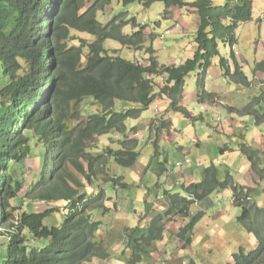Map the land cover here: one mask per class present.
<instances>
[{
    "label": "trees",
    "instance_id": "obj_1",
    "mask_svg": "<svg viewBox=\"0 0 264 264\" xmlns=\"http://www.w3.org/2000/svg\"><path fill=\"white\" fill-rule=\"evenodd\" d=\"M112 1L0 0V226L11 210H21L7 235L6 248L0 249V264L108 260V247L99 239L101 223L93 220L92 212L109 209L103 189L96 194L88 191L102 176L114 190L128 187L123 178L108 173L109 161L129 168L141 156L138 141L127 138L126 122L138 119L158 97L169 101L168 111L197 121L180 105L185 79L195 76L198 103L215 105L218 96L205 90V82L219 43L233 49L237 29L252 20L251 0H223L221 6L213 5L212 0H144L148 7L163 3L167 14L172 7L191 8L198 17L192 59L178 66H160L149 47L144 66L140 60L127 61L114 49L104 48L108 40L134 50L144 44L143 30H136L143 27L139 28L134 18L128 20L121 14L105 25L97 20V13ZM117 1L129 6L143 0ZM129 24L135 31L125 35L123 29ZM81 34L92 39H83ZM230 60L233 73L227 60H219L224 77L248 85L233 51ZM254 72L264 73V61L256 63ZM151 76L163 78L164 86L156 87ZM86 98L98 103L101 111L82 122L79 107ZM116 101L133 108L115 112ZM235 111L253 118L256 126L263 125L264 92ZM168 125L161 120L157 133ZM111 133L123 138L119 149L105 148L97 156L87 152L88 142ZM251 167L259 182L263 181L262 171L256 173L255 165ZM255 184V188L240 185L228 173L221 182L211 164L203 170L200 182L182 186L184 194L165 191L167 211L142 233L135 228L127 236L131 246L128 264L141 263L151 246L162 241L166 223L175 217L187 218L192 205L227 189L232 205L240 211L238 223L255 238L248 253L241 248L232 256L233 264H264V208L252 199L259 190V183ZM25 200L29 202L26 205ZM17 201L20 207L14 206ZM30 203L50 208L33 212ZM203 215L196 214L180 229L178 236L186 244L191 245V237L184 234L191 233Z\"/></svg>",
    "mask_w": 264,
    "mask_h": 264
},
{
    "label": "rangeland",
    "instance_id": "obj_2",
    "mask_svg": "<svg viewBox=\"0 0 264 264\" xmlns=\"http://www.w3.org/2000/svg\"><path fill=\"white\" fill-rule=\"evenodd\" d=\"M94 1L96 0H88L89 3ZM184 1L193 2L194 0ZM251 1L252 20L240 25L237 29V45L231 49L229 46L219 43L218 56L213 60L212 66L206 74L208 88L205 87V90L208 89L211 91L212 89L216 90L217 88L221 94L222 104L232 108L233 112H230V110L227 109L228 107L226 108L220 105L218 110L221 114H218V111L215 108H210L209 106L211 105H206L205 110L201 111L199 109L200 103H198L196 98L197 87L194 75H190L185 79L183 99L180 102V105L184 106V108L194 117H197V121L191 122L185 120L181 114H175L176 112L169 110L172 113L170 119L174 124V128L180 132L185 130L181 133L182 139L177 138L176 142L179 143L187 153L190 158L187 159L192 161L193 173L196 176L195 182L202 180L201 173L203 171L201 169L205 170L206 168H209L213 157H215L216 160L218 159V161L223 162L222 164H214L220 172L219 180L221 182L225 180L226 173L234 179L243 178V175L247 172H243L242 170L245 166L244 160L246 162L248 161V170L253 172L251 162H254L256 163L255 167L262 171L260 173L264 176V124L256 126L253 118L242 119L245 117L239 116L235 111L242 110L253 98L258 97L264 92V80L261 82L260 79L256 78V72H254L256 63L264 61V0ZM223 3V0H212V4L215 6H221ZM121 14H125V19L128 20L134 18L136 20V25H138L139 28L143 27L142 29L136 30H143L145 35L144 44L138 50H134L122 48L119 43L108 40L104 43L105 49H114L121 58L127 61L136 62L140 60V63L144 66L147 65V52L149 47H152L155 51L153 56L156 57L160 66H178L181 62L192 59L194 52L196 51L195 37L198 28V17L194 9L188 8L180 10L176 7H172L167 14L163 3H154L148 7L143 0L129 6H122L117 0H113L112 4L107 6L102 13H97V20L105 25L112 18ZM134 31L135 28L132 24H129L123 29L125 35H131ZM79 36L83 39H92L84 34ZM231 51L234 52L238 65L249 79V83L246 86L240 83L238 79L225 78L223 70L219 66L220 59L227 60L231 73L234 72L230 60ZM0 76L2 77L1 70ZM262 76L263 75H259L258 77L261 78ZM151 78L159 89L164 86L163 78L152 76ZM2 86L3 83H1L0 88ZM217 99L218 104H220L219 97H217ZM168 105L169 101L166 98L158 97L153 104L150 105L147 111L141 114V117L138 119H129L126 122V126H129V129H127V138L136 139L138 141L137 152H140L141 160H137L138 165L135 166L136 168L133 166L123 168L116 165L114 162L109 161L108 163L107 161L109 168H111L108 170L109 175L123 178L124 183L128 185L125 189L117 188L114 190L110 188V185L104 183V176L99 177L94 181V185L91 187L92 190H89L88 192L91 193L93 191L94 194H96L103 189L104 200H106L105 205L107 208L110 207L113 209L115 203H119L121 209L125 211L128 207V211L130 210V207L136 208L138 204L136 197L140 195V191L144 190L145 187H151V185L146 182H149L150 180L155 181L157 179L155 174H153L154 170H148L147 175H143L144 173L142 172V169H140L142 165L144 167V164L152 162L150 168L154 166L156 169V166H159L158 162L163 163L162 160L159 161L158 159L164 154L168 159L169 166H174L176 162L182 160L177 152L176 154L179 157V161H177L176 154L172 155V153L175 152L174 147L176 144L167 141L165 139L166 137L164 138L163 136L165 133L162 134L159 131L157 133L158 128L161 127V117H167L168 115L165 113L168 110ZM131 108H133L132 105H126L119 101H116L114 105V111L118 113ZM79 110H81L80 121L83 122L90 116L99 113L101 107L98 103H94L91 99L86 98L80 104ZM200 116L202 119L199 118ZM230 117L235 120L234 127L229 126V124H231ZM217 118H220V123L216 122ZM166 120L169 121L168 119ZM180 122H184V124L181 125ZM76 124V122L72 123V125ZM226 126L229 127L226 128ZM222 132H224L226 136H223ZM191 135L197 136L200 141L199 148L190 141ZM122 140L123 138L116 133H111L103 137H95L91 142H88L87 152L92 156H97L105 148L117 150L120 148ZM140 141L141 143L139 144ZM254 142L255 147L252 145ZM221 151L223 152V155H220ZM150 160L151 162H149ZM259 163L261 167H259ZM199 164L203 166V168H200L201 166ZM258 170L256 173H259ZM135 172H137L138 175H136ZM143 176H145V179L140 185ZM252 177V174L247 175V177L242 179L241 184L243 186L245 184H252ZM256 178L258 180L257 176ZM253 186H255V183ZM177 187L181 188V184H178ZM258 189L257 193L253 195V200L258 207L264 208V201L262 202L260 198L262 191H264V180L258 184ZM174 190L177 189H172V191ZM23 197V194L19 195V199H23ZM24 203L26 205L29 202L25 200ZM30 205L33 212H43L50 208L37 203H30ZM14 206L20 207V203L17 201ZM200 211L204 212L207 216L204 222L212 220L217 211L223 213L230 222L226 223L224 235L213 232H211L213 234L205 235V230L202 229L203 223H201L200 226L197 227V242H194V244L189 246L192 247L190 252L179 256L180 258L183 257L187 264H191L192 262L195 264H233L232 255L237 253L240 247L243 248L246 253L254 247V238L252 239V235L246 234L237 221L240 211L232 205L231 194L228 190L211 195L206 201L198 206V211H196L195 214ZM19 212H21L19 208L11 210V216L5 219L3 225L0 226V249L2 250L6 248L8 243L7 235L8 233H11L14 225L17 223L16 220ZM98 213V209L92 213V217L95 221L100 220ZM101 213H103L102 210ZM109 220L110 224L114 226L115 222L112 217L106 218L105 221L103 219L102 222H108ZM166 222L167 220L165 223ZM218 225H220V222H218ZM131 231L132 230L128 231V233L123 236V241H127V236ZM178 233L177 236L168 231L164 233L162 245H164L166 251L175 254L178 253V250L180 249L176 244L178 242L182 243V239L177 238ZM174 236L177 238L175 241H173ZM108 238L109 237L103 235L99 236V239H101L106 246ZM170 252H168V254H170ZM114 256L115 257L113 258L116 260V263L122 262V264H128L131 254L129 256L119 253ZM96 264L99 263L97 262Z\"/></svg>",
    "mask_w": 264,
    "mask_h": 264
},
{
    "label": "crops",
    "instance_id": "obj_3",
    "mask_svg": "<svg viewBox=\"0 0 264 264\" xmlns=\"http://www.w3.org/2000/svg\"><path fill=\"white\" fill-rule=\"evenodd\" d=\"M183 63L184 62H181L180 64H183ZM180 64H178V65H180ZM259 75H263V76L261 78H259L258 77ZM245 77L247 78V82H248L249 81L248 77L246 75H245ZM256 78L260 79L262 82L264 80V73L256 72ZM205 87L208 88L207 82H205ZM206 90L209 93L217 94V96L219 97V103L220 104H218V99H217V103L215 105H211L209 107L215 108L218 111V114H221V112L218 110L219 109L218 107L223 106V107L227 108L228 106H225L224 104H222L220 92L218 91L217 88H216V90L212 89L211 91H209L208 89H206ZM196 98H197V96H196ZM206 105H208V104H199V106H200L199 109L201 111L205 110ZM168 106H167V109H168ZM227 109H229L230 112H233L232 108L228 107ZM165 113L168 114L167 117L163 116V117H161L160 120L168 122L169 125L166 127L165 130H162L161 133L162 134L165 133V135L163 134V136H164V138L166 137L165 139L167 141H169L170 143L173 142L174 144H176V146L174 147L175 152H173L172 155L176 154V152H177L181 156L182 160L180 162H176V164L174 166H169L168 165V163H169L168 159L164 154L161 158L158 159L159 161L162 160L163 163L158 162L159 166H156V169L154 168V166L152 168H150L151 163H152L151 160L149 161L151 163L144 164L145 165L144 167L142 165V167L140 169H142V172L144 173L143 175L146 176L148 173V170H154L153 174H155V177L157 179L155 181L150 180L149 182H146L147 184H150L151 187H147V188L145 187L144 190L140 191V195L136 197V200L138 202L136 208L130 207V210L128 211V209H129V207H128L127 210L125 211V210L121 209V206H119L120 205L119 203H115V206L113 209L110 207L108 208L109 209L108 212L101 213V211H99L98 217L100 219L99 221L102 223V226L100 228V236L103 235V236L109 237L107 239V241H108L107 246H108L111 254H110V258L106 261L93 260L90 262V264H96L97 262L99 264H122V262L116 263V260L113 257H115L114 255L119 254V253H121L123 255H129V256L131 254V250H130L131 246L129 245L128 241H123L124 240L123 236L126 235V233H128V231L135 229V228L140 229V231L142 233L143 231H145L148 228L151 221L155 217H157L159 215H163L167 211L168 206L164 203V197H163L164 192L165 191H172V189L175 188L177 190L172 191L171 194H178V193L184 194L182 186H188L192 183H198V182H195L196 176L193 173L194 170L192 168V161L190 160L191 165L190 164H188V165L182 164V163H184V161L187 162V160L190 158L188 157L187 153L184 151L183 147L179 143L176 142L177 138L182 139L181 133L185 130H182L181 132L177 131L174 128V124L170 119V116L172 115V113L168 110ZM175 114H179V113L176 112ZM194 118H197V117H194ZM199 118L202 119L201 116ZM248 118H250V117H245L242 119H248ZM166 119H168L169 121H167ZM217 119H220V118H217ZM217 119H216V122H217ZM230 119H231V124H229V126L234 127L235 126V124H234L235 120L231 117H230ZM185 120H187V119H185ZM220 121L217 123H220ZM180 123H181V125L184 124V122H180ZM229 126H226V128H228ZM131 128H133V127H131ZM186 130H187V128H186ZM222 134H223V136H226V134L224 132H222ZM190 141L193 144H195L197 148L200 147V141L198 140L196 135H191ZM140 143H141V141L139 142V144ZM254 144H255V142L252 143L253 147H255ZM157 149H159V148H157ZM220 155H223L222 151H221ZM177 159H178L177 161H179L178 155H177ZM138 160H141V156L139 157ZM217 161H218V159L216 160V158L213 157V160L210 162V165L216 164V163H218V164L223 163V162H220V161L217 162ZM252 161H254V160H252ZM244 162H245V166L242 168V170H243V172H245V171H247V172L243 175V178H238V179L235 178L236 180L233 178V180L235 182H238L239 184H241L242 179L247 177V175L252 174L253 175V177L251 178L252 184H249V185L245 184L244 186L255 188L256 186H253V185H254V183H258L259 180H257L254 172H252L251 170H248V168H247L248 161L246 162L244 160ZM180 163L182 166H180V168L176 167V165L180 164ZM251 164L256 165V163H254V162H251ZM136 165H138L137 162L133 167L136 168L135 167ZM259 167H261L260 163H259ZM200 168H203V166H201ZM256 169L258 170V168H256ZM157 170H158V173H157ZM201 170L203 171V169H201ZM135 174L138 175L137 172H135ZM145 176H143V178L141 179L140 185L143 183L142 181L145 179ZM201 177H202V173H201ZM218 178H220V172L219 171H218ZM197 181H198V178H197ZM178 184H181V188L177 187ZM227 190L231 194V191L229 189H227ZM227 190H225V191H227ZM209 197H207L202 202L206 201ZM260 198H261V201L263 202L264 201V191H262ZM252 199H253V197H252ZM231 201H232V198H231ZM202 202L195 204V205L190 207L189 216L187 218L175 217L174 220H171L168 223H166L165 232L168 231V232L172 233L173 235L177 236V233L180 231V229L183 228L185 225H187L186 223H188L189 220L197 214V213L195 214V212L198 211V206ZM123 212H125V213H123ZM200 212L204 214L203 218L195 225V227L191 233L184 234V236L191 237V245L194 244V242H197V238H196L197 231H198L197 227L200 226L201 223H203L202 229L205 230L204 231L205 235L213 234V233H219L220 235H224V233H225L224 229L226 227V223L230 222V220L220 211L216 212L215 217L212 220H208V221L204 222V220L207 218V216L204 212H202V211H200ZM200 212H198V213H200ZM125 214H126V217H125ZM109 217H112L113 221L115 222L114 226L110 224V220L108 222H104V223L102 222L103 219L105 221V219L109 218ZM125 220L127 223L125 222ZM218 222H220V225H218ZM113 227H115V228H113ZM243 231L245 232L244 229H243ZM211 232H213V233H211ZM245 233L248 234L247 232H245ZM135 235H139V234L136 233ZM248 235H251V234H248ZM175 236L173 237V241H175V239H177V238L181 239L179 236L177 238ZM252 239H253V236H252ZM163 240H164V238H163ZM163 240L161 242L157 243L156 245H152L151 248L149 249L150 253L147 254L146 258L139 264H187L184 261L183 257L180 258L179 256L182 254L184 255L187 252H190L192 247H189V246H191V245L186 244L182 238V243L178 242L176 244V246L178 245L180 250H178V253L175 254V253H171L170 251H166V248L164 247V245H162ZM239 249H241V247ZM113 252H115V253H113ZM168 252H170V254H168ZM191 264H195V263L192 262Z\"/></svg>",
    "mask_w": 264,
    "mask_h": 264
},
{
    "label": "clouds",
    "instance_id": "obj_4",
    "mask_svg": "<svg viewBox=\"0 0 264 264\" xmlns=\"http://www.w3.org/2000/svg\"><path fill=\"white\" fill-rule=\"evenodd\" d=\"M128 127V126H127ZM129 128V127H128ZM103 137V136H102ZM182 164H190V160H187V162L186 161H184V163H182ZM180 165H181V163H180ZM182 166V165H181ZM176 167H178V168H180V166H177L176 165ZM262 182V181H261ZM258 183H260V182H258ZM256 186V185H255ZM231 198H232V194H231ZM254 201V200H253ZM202 202V201H201ZM200 203V202H199ZM195 204H198V203H195ZM194 204V205H195ZM256 204V203H255ZM106 206V205H105ZM193 206V205H192ZM107 207V206H106ZM261 208H263V207H261ZM99 211H101V210H99ZM108 212V211H107ZM93 213V212H92ZM105 213V212H104ZM198 214V213H197ZM93 218V217H92ZM94 220V219H93ZM97 222H100V221H97ZM101 223V222H100ZM101 226H102V223H101ZM101 226H100V228H101ZM253 236V235H252ZM253 238H254V236H253ZM254 240H255V238H254ZM108 247V246H107ZM243 249V248H242ZM108 250H109V248H108ZM131 250V249H130ZM240 250V249H239ZM110 253V252H109ZM234 255V254H233ZM232 255V256H233ZM110 258V257H109ZM130 259V258H129ZM93 260H98V259H93ZM92 260V261H93ZM98 261H100V260H98ZM106 261V260H105ZM232 263H233V259H232ZM90 264V263H89Z\"/></svg>",
    "mask_w": 264,
    "mask_h": 264
},
{
    "label": "built area",
    "instance_id": "obj_5",
    "mask_svg": "<svg viewBox=\"0 0 264 264\" xmlns=\"http://www.w3.org/2000/svg\"><path fill=\"white\" fill-rule=\"evenodd\" d=\"M220 121V119H217V122H219ZM177 166H181L180 164H177Z\"/></svg>",
    "mask_w": 264,
    "mask_h": 264
}]
</instances>
